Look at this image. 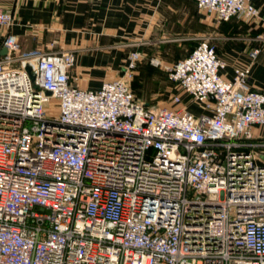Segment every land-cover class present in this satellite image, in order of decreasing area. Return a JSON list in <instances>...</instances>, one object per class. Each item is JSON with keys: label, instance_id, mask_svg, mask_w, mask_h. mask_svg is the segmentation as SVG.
<instances>
[{"label": "built area", "instance_id": "obj_1", "mask_svg": "<svg viewBox=\"0 0 264 264\" xmlns=\"http://www.w3.org/2000/svg\"><path fill=\"white\" fill-rule=\"evenodd\" d=\"M194 1L218 21L260 18L254 0ZM12 21L0 5V264H264V138L250 129L264 91L250 63L225 78L202 38L165 65L195 114L136 97L140 50L84 88L73 51L22 49Z\"/></svg>", "mask_w": 264, "mask_h": 264}, {"label": "crops", "instance_id": "obj_2", "mask_svg": "<svg viewBox=\"0 0 264 264\" xmlns=\"http://www.w3.org/2000/svg\"><path fill=\"white\" fill-rule=\"evenodd\" d=\"M254 3L260 18L253 27L238 23V19H243L237 16L224 20L218 38L222 40L215 42L214 47L226 61L220 69L225 78L232 77L234 66L250 63L249 83L264 91V41L253 60L249 54L259 44L257 39L251 41L252 35L264 32V0ZM0 5L12 14L8 30L18 37L22 49L73 51L70 81L84 88L95 89L104 80L118 77L132 50L147 52L146 47L139 45L151 41L153 30L171 24L177 29L185 26L189 38L199 34L200 13L194 0H0ZM3 32L4 29L0 31V56ZM173 62L165 63L164 68ZM190 102L195 101L190 97L186 101L189 110L195 114L202 111L192 110ZM263 127L251 126L254 138H264Z\"/></svg>", "mask_w": 264, "mask_h": 264}, {"label": "rangeland", "instance_id": "obj_3", "mask_svg": "<svg viewBox=\"0 0 264 264\" xmlns=\"http://www.w3.org/2000/svg\"><path fill=\"white\" fill-rule=\"evenodd\" d=\"M198 10L200 13L199 34L193 38L187 37L189 31L185 26L184 29H177L168 24V28L165 26L166 28L161 30H153L150 42L147 41L143 46L139 45V48L146 47L148 50L143 54L139 49L142 56L129 78V85L138 98L153 106L179 109L186 105V101L189 100L188 94L179 85L168 79L164 64L187 54L199 39L206 38L214 46L215 42L222 40L218 38H220L224 22L218 21L212 13L204 9L199 8ZM237 21L249 28L254 25L253 22L245 20L238 19ZM179 37L181 39L172 40V38ZM250 39L256 42V35H252ZM151 59L158 60V63H152ZM173 94H179L182 102L174 103L172 101ZM190 108L194 111L201 109L198 102H190ZM262 132L264 133V127Z\"/></svg>", "mask_w": 264, "mask_h": 264}, {"label": "water", "instance_id": "obj_4", "mask_svg": "<svg viewBox=\"0 0 264 264\" xmlns=\"http://www.w3.org/2000/svg\"><path fill=\"white\" fill-rule=\"evenodd\" d=\"M5 52H6V49H5V47H3L1 53H5ZM26 69L29 71L30 70V67L27 65L26 66ZM31 76L33 77V74L32 73H31ZM46 93L47 94H50V91L49 90H46Z\"/></svg>", "mask_w": 264, "mask_h": 264}, {"label": "trees", "instance_id": "obj_5", "mask_svg": "<svg viewBox=\"0 0 264 264\" xmlns=\"http://www.w3.org/2000/svg\"><path fill=\"white\" fill-rule=\"evenodd\" d=\"M230 18H231V17H230ZM230 18H229V19H230ZM222 21H224V20H222ZM222 21H221V22H222ZM196 43H197V41L194 43L193 47L196 45ZM193 47H192V48H193ZM192 48H191V49H192ZM191 49H190V51H191ZM190 51H189V52H190ZM189 52H188V53H189ZM188 53H187V54H188ZM187 54H185V55H187ZM185 55H183V56H185ZM181 57H182V56H181ZM177 59H178V58H177ZM174 61H175V60H174ZM172 82H173V81H172ZM136 97H137V96H136ZM144 101H145V100H144ZM145 102H146V101H145ZM146 103L149 104V102H146ZM149 105H150V104H149Z\"/></svg>", "mask_w": 264, "mask_h": 264}]
</instances>
